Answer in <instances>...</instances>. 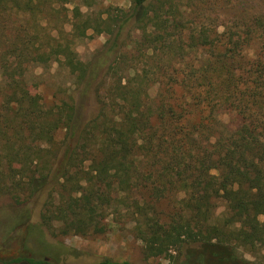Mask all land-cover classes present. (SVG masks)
Masks as SVG:
<instances>
[{"label": "trees", "instance_id": "16d2710c", "mask_svg": "<svg viewBox=\"0 0 264 264\" xmlns=\"http://www.w3.org/2000/svg\"><path fill=\"white\" fill-rule=\"evenodd\" d=\"M78 2L91 6L0 0V193L19 202L46 189L39 219L52 235L103 233L110 216H127L146 258L174 259L194 242L261 253L264 0H213L234 9L215 22L204 17L212 0H133L120 15L82 11ZM66 4L72 39L45 21ZM88 31L112 40L100 77L71 45ZM52 61L93 91L95 112L82 125L72 94L47 100L28 89L26 65ZM222 111L237 124L223 123ZM18 157L35 164L28 175L19 176ZM21 261L46 263H7Z\"/></svg>", "mask_w": 264, "mask_h": 264}, {"label": "rangeland", "instance_id": "374dc122", "mask_svg": "<svg viewBox=\"0 0 264 264\" xmlns=\"http://www.w3.org/2000/svg\"><path fill=\"white\" fill-rule=\"evenodd\" d=\"M88 1L91 5L89 8L78 2L82 11L88 10L93 14L107 11L119 15L128 12L133 2V0ZM249 4L250 2H247L246 6ZM72 7L73 4L60 7L61 12L57 20L45 18L56 36L72 39L69 34ZM205 12L204 17L209 18L210 22H215L218 14L231 13L234 9L220 10L219 6L213 5L212 0L207 4ZM203 13L201 12V15ZM125 32L126 30L123 31V36ZM87 35L91 36L73 40L71 45L82 61L96 65L100 77L114 55L113 51H109L112 40L106 34L97 35L88 31ZM197 58L201 59V53H198ZM26 67L23 78L31 92L37 91L47 100L66 98L68 94H72L80 125L93 115L95 102L92 89L85 91L82 86H76L74 77L56 61ZM5 79L0 76V83ZM150 91L153 94L155 88L152 87ZM235 118V113L230 111H222L219 115L223 123L230 125L237 124ZM63 133V130L57 132V140L62 138ZM13 165L21 174L17 176L28 175L35 168L33 162L22 157H18ZM48 179L49 177L46 180ZM45 195L46 189L27 198L23 196L16 202L9 195L0 193V264H14L7 262L10 258L18 256L44 258L46 261L44 264H92L103 257L128 260L132 264H263L260 255H264V250L254 254L243 247H238L235 253L230 254V249L226 246L202 242L182 245L178 251L172 252L174 259L162 256L146 258L143 254V243L135 236L132 230L133 223L127 216H110L108 218L110 224L103 233L85 236L73 233L52 235L40 224L39 219ZM157 208L164 212L170 209L165 202L158 203ZM222 209L220 205L217 212H221ZM16 264L28 263L21 261Z\"/></svg>", "mask_w": 264, "mask_h": 264}]
</instances>
